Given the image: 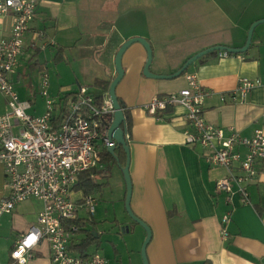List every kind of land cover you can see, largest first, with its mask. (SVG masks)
Wrapping results in <instances>:
<instances>
[{"label":"crops","instance_id":"obj_1","mask_svg":"<svg viewBox=\"0 0 264 264\" xmlns=\"http://www.w3.org/2000/svg\"><path fill=\"white\" fill-rule=\"evenodd\" d=\"M236 6V0H41L12 76L15 90L21 101L33 103L29 113L37 117L46 111L41 95L44 74L49 76L52 97L85 87L100 103L117 78V53L131 39L147 40L153 50L151 72L165 76L209 48H243ZM12 28V14L0 18V40L9 38ZM254 47L252 43L246 54L220 57L227 52H219L206 62L198 60L186 75L171 80L144 76L148 53L142 44L131 45L123 55L124 76L116 95L132 121L131 209L151 229L149 264H264V160L258 161V175L249 186L250 203L238 194L218 193L217 181L227 171L207 164L201 146L186 143L192 132L186 110L175 106L156 117L145 111L154 98L186 89L187 76L195 75L209 94L204 116L210 124L226 135L235 130L246 138L257 129L264 132V87L245 99L232 96L242 79H264V51L253 56ZM76 92L65 96L70 100ZM8 110V100L0 93V116ZM238 151L246 153L245 148ZM126 163L127 154H122L113 165L124 168ZM6 181L0 163V202L6 196ZM43 209L41 201L31 199L0 215V264H11L17 241L36 226ZM226 215L230 221L223 236ZM89 225L87 229L97 230L98 222L93 218ZM115 226L125 228L123 233L146 236L135 222ZM97 232L96 251L87 255L104 249ZM84 236L80 233L74 240V253L79 254L74 246ZM111 240L108 257L100 253L108 264H141L136 246L129 245L132 254L127 261L117 245L122 238ZM50 255L49 245L43 244L28 264H52Z\"/></svg>","mask_w":264,"mask_h":264},{"label":"built area","instance_id":"obj_2","mask_svg":"<svg viewBox=\"0 0 264 264\" xmlns=\"http://www.w3.org/2000/svg\"><path fill=\"white\" fill-rule=\"evenodd\" d=\"M40 1L0 0V18L13 15L11 36L0 40V93L9 107L0 116V163L7 180L0 215L12 213L18 204L31 199L44 204L36 226L21 235L13 248L11 264H28L43 244L50 247L52 264H108L98 252L82 256L72 249L80 234L74 222L93 219L97 210L96 198L78 190L79 177L100 165L102 150L116 146L110 137L115 114L111 98L107 95L98 103L81 87L70 100L66 96L54 99L48 91L49 76L44 74L41 95L46 111L37 117L29 113L33 103L19 99L12 81ZM187 80L186 89L154 98L145 111L156 117L168 108L183 107L192 127L186 143L201 146L207 164L227 171V176L217 181L218 193L238 194L250 203L249 186L258 175V161L264 160L263 130H255L249 138L235 130L226 135L204 116L209 94L195 75H188ZM262 87L264 79H242L233 99H245ZM240 147L246 149L244 156L238 151ZM229 221L228 215L222 219L223 236H227L225 225Z\"/></svg>","mask_w":264,"mask_h":264},{"label":"rangeland","instance_id":"obj_3","mask_svg":"<svg viewBox=\"0 0 264 264\" xmlns=\"http://www.w3.org/2000/svg\"><path fill=\"white\" fill-rule=\"evenodd\" d=\"M236 2V15L239 24L238 37L243 41V45H245L252 25L264 20V0H236ZM252 43L255 47L251 50V55H261L264 51V23L256 28ZM76 91L71 88L66 89L63 90L61 96L53 98L59 99L67 93ZM92 172L95 173L94 180L96 182L99 184L105 183L102 191L93 195L97 200V211L94 218L98 222L97 230L102 234L101 240L104 248L100 253L108 257L109 251L112 250L111 242H114L111 239L115 236H120L122 241H118L117 245L121 248L122 256L124 255V258L128 261L132 254L129 252V245L136 246V257L140 259L141 264H144L142 248L146 236L142 239V236L134 233V231L123 233V228L119 229L115 226L116 223L130 224L134 222L127 213L125 206L127 184L123 168L119 165L110 166L109 164L103 163L96 171L92 170ZM88 226L91 227V225ZM137 227L146 234V230L141 225ZM80 236L79 238H81ZM87 251L88 253H92L96 251V247L91 246Z\"/></svg>","mask_w":264,"mask_h":264},{"label":"water","instance_id":"obj_4","mask_svg":"<svg viewBox=\"0 0 264 264\" xmlns=\"http://www.w3.org/2000/svg\"><path fill=\"white\" fill-rule=\"evenodd\" d=\"M263 23H264V20L259 21V22L252 25V27L249 31L248 40H247V42L243 48L235 49V48H229V47H225V46H215V47L209 48L207 50H204V51L196 54L192 58H190L177 73H175L171 76L156 75V74L151 72V65L153 62V50H152L151 45L147 42V40H145L143 38H134V39L127 41L121 47L119 52L117 53L116 60H115V65H116V70H117V78L111 84L110 92H109V96L112 100L113 107L115 110L114 121H113L111 128H110V137H111V139H113L116 142V146L113 148H109L107 150L112 156H114L116 158L118 164H119V159L117 158V154H116L117 149L122 147L127 154V163H126V166L123 168L125 178H126V184H127V196H126V202H125L126 205L125 206H126V210H127V213L129 214L130 218L135 223L141 225L146 230V240H145L143 248H142V256H143L144 264H149L148 258H147V247L151 241L152 233H151V229L149 228V226L147 224H145L141 219L137 218L131 209L132 182H131V177H130V173H129V166H130L129 140L126 138V135H127L126 124L127 123H126L124 108L121 106V102L119 101V99L117 98V95H116V88L124 76V69H123V65H122L123 55H124L125 51L131 45H133L135 43L142 44L148 53V60H147V63L145 65V68L143 71L144 76L147 78H151V79L171 80V79L181 77L189 69L190 66H192L194 63H196L198 60H200L204 56L211 54L213 52H227L229 54H244V53H246L252 45V40H253V36H254V32H255L256 28L260 24H263ZM124 229H123V232H124ZM126 229L129 230V228H127V227H126ZM95 238H98L97 234H95Z\"/></svg>","mask_w":264,"mask_h":264},{"label":"trees","instance_id":"obj_5","mask_svg":"<svg viewBox=\"0 0 264 264\" xmlns=\"http://www.w3.org/2000/svg\"><path fill=\"white\" fill-rule=\"evenodd\" d=\"M218 53L219 52H213L211 54H208V55L204 56L203 58H201L200 61L203 60L202 62H206L207 60H209V58L214 57ZM227 54L228 55H241V54H229V53H227ZM187 71L182 76L186 75L188 73ZM121 106L124 108V106L122 104H121ZM169 110H171V108H168L167 110L161 111L159 113H162V112L165 113V112H168ZM124 112H125L126 123H127L126 124V130H127V135H128L131 133L132 121H131V116L129 115V113L125 110H124ZM118 150L121 152L119 155L116 153L118 159L120 158V155H122V154L124 156L126 155V152L122 147L117 149V151ZM103 163L109 164L111 166L113 164H117L118 162H117L116 158L108 152V150H104L102 152V160H101L100 165H102ZM98 167L95 168V170H97ZM94 176H95V173H93L92 170L82 174L78 180V184H77L78 190L82 191V193H84L85 195H95V194L100 193L102 191V187L105 185V183L99 184L98 182H96L94 180V178H95ZM85 220H87L88 222H85L84 220H77L74 222V225L79 227L80 233L85 234L84 238L81 239V241L76 246H74V248L82 256H87L88 248L93 246L95 243H97L99 238H100L99 236H98V238H95V234H98V232L96 229H94V227L91 229L86 228L90 223L93 222V219H90V220L85 219Z\"/></svg>","mask_w":264,"mask_h":264}]
</instances>
